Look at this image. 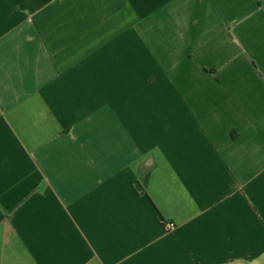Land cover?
I'll list each match as a JSON object with an SVG mask.
<instances>
[{
    "label": "crops",
    "instance_id": "crops-1",
    "mask_svg": "<svg viewBox=\"0 0 264 264\" xmlns=\"http://www.w3.org/2000/svg\"><path fill=\"white\" fill-rule=\"evenodd\" d=\"M0 264H264V0H0Z\"/></svg>",
    "mask_w": 264,
    "mask_h": 264
},
{
    "label": "built area",
    "instance_id": "built-area-1",
    "mask_svg": "<svg viewBox=\"0 0 264 264\" xmlns=\"http://www.w3.org/2000/svg\"><path fill=\"white\" fill-rule=\"evenodd\" d=\"M175 226H176V225H175L174 223H169V224L166 225L167 229H169V230L174 229Z\"/></svg>",
    "mask_w": 264,
    "mask_h": 264
}]
</instances>
